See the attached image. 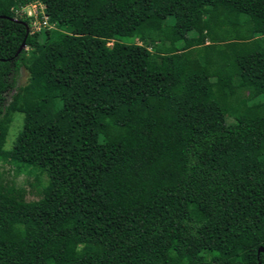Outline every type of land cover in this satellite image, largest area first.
I'll return each instance as SVG.
<instances>
[{
  "label": "trees",
  "instance_id": "trees-1",
  "mask_svg": "<svg viewBox=\"0 0 264 264\" xmlns=\"http://www.w3.org/2000/svg\"><path fill=\"white\" fill-rule=\"evenodd\" d=\"M30 1L0 0V162L45 181L0 192V264H264V0H38L39 31Z\"/></svg>",
  "mask_w": 264,
  "mask_h": 264
},
{
  "label": "rangeland",
  "instance_id": "rangeland-1",
  "mask_svg": "<svg viewBox=\"0 0 264 264\" xmlns=\"http://www.w3.org/2000/svg\"><path fill=\"white\" fill-rule=\"evenodd\" d=\"M38 4H39L38 0H31L30 2L21 6V7H25L24 8L25 12L20 11L21 7L13 10L14 17L24 20L26 22V25L29 27L30 31H35L34 16L36 13L38 15V11L40 8ZM26 12H29L32 15L34 13V15L26 16ZM51 27L53 28L54 26L50 25V28ZM195 35L196 33L192 31L189 34V37L191 36L193 37ZM38 39L40 41L43 40V33H39ZM134 41L137 43H141L137 39H134ZM107 44L109 45L110 41H108ZM150 48L151 46H149L148 49ZM190 49L192 51V54H194L195 53L194 48H190ZM207 74H208V78L212 80L213 75L210 69L207 71ZM28 76H29V72L23 67H20L16 75V85L17 86L24 85L28 79ZM263 98H264V94L260 95L257 98V100L263 99ZM20 115L21 114L19 113H14L13 115L12 121L7 131L4 148H8L10 146L17 130L20 127V122H21ZM35 178H38V181H39L38 183L34 181ZM44 181H45L44 174L38 173L35 169L29 168V167H16L15 165L7 163V162H0V192L5 195H10L13 192L19 190L22 192V197L24 200L35 199L37 197L36 189L38 188L39 184L44 183Z\"/></svg>",
  "mask_w": 264,
  "mask_h": 264
},
{
  "label": "built area",
  "instance_id": "built-area-1",
  "mask_svg": "<svg viewBox=\"0 0 264 264\" xmlns=\"http://www.w3.org/2000/svg\"><path fill=\"white\" fill-rule=\"evenodd\" d=\"M38 6L40 7L39 8V11H38V15L36 13L35 16H34V18H35L34 19V21H35V27H34V29L36 31H38L40 28L45 27V26L46 27H49V25L47 24V21H46V16L44 15V13L42 11V8H43L42 4L39 3ZM24 8L25 7H21L20 8V11L23 12L24 11ZM35 12H36V10H35ZM31 15H32L31 13L26 12V16H31ZM33 15H34V13H33Z\"/></svg>",
  "mask_w": 264,
  "mask_h": 264
},
{
  "label": "water",
  "instance_id": "water-1",
  "mask_svg": "<svg viewBox=\"0 0 264 264\" xmlns=\"http://www.w3.org/2000/svg\"><path fill=\"white\" fill-rule=\"evenodd\" d=\"M22 46H23V42L19 45L17 51H18ZM258 251L263 252V249H262L261 247H258V248H257V252H258Z\"/></svg>",
  "mask_w": 264,
  "mask_h": 264
},
{
  "label": "clouds",
  "instance_id": "clouds-1",
  "mask_svg": "<svg viewBox=\"0 0 264 264\" xmlns=\"http://www.w3.org/2000/svg\"><path fill=\"white\" fill-rule=\"evenodd\" d=\"M41 4V3H40Z\"/></svg>",
  "mask_w": 264,
  "mask_h": 264
}]
</instances>
